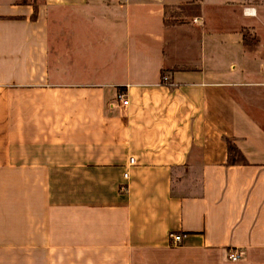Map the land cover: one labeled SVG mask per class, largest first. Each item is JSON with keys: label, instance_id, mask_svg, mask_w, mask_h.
<instances>
[{"label": "crops", "instance_id": "1", "mask_svg": "<svg viewBox=\"0 0 264 264\" xmlns=\"http://www.w3.org/2000/svg\"><path fill=\"white\" fill-rule=\"evenodd\" d=\"M262 4L0 1V264H264Z\"/></svg>", "mask_w": 264, "mask_h": 264}, {"label": "built area", "instance_id": "2", "mask_svg": "<svg viewBox=\"0 0 264 264\" xmlns=\"http://www.w3.org/2000/svg\"><path fill=\"white\" fill-rule=\"evenodd\" d=\"M242 11L245 14H252L253 13V7L244 6L242 8ZM196 20H197L196 17L192 18V21H196ZM160 80L163 83L170 84V81L168 80V77L164 73L161 74ZM117 98L120 100L121 104H126L127 103V99H126L125 95H123V93H118L117 94ZM128 162L129 163H133L134 162L133 161V157L130 156L128 158ZM123 175L126 176V171L123 172ZM167 236H168L169 244L175 245V244H178L179 241L181 240L182 234L179 233V232H176V231H169ZM241 255H242V250L241 249L228 248L226 250V257L229 260H237V259H239L241 257Z\"/></svg>", "mask_w": 264, "mask_h": 264}, {"label": "trees", "instance_id": "3", "mask_svg": "<svg viewBox=\"0 0 264 264\" xmlns=\"http://www.w3.org/2000/svg\"><path fill=\"white\" fill-rule=\"evenodd\" d=\"M33 6H35L33 4ZM226 141L227 163H245L246 160L240 150L229 139Z\"/></svg>", "mask_w": 264, "mask_h": 264}, {"label": "rangeland", "instance_id": "4", "mask_svg": "<svg viewBox=\"0 0 264 264\" xmlns=\"http://www.w3.org/2000/svg\"><path fill=\"white\" fill-rule=\"evenodd\" d=\"M0 1H3V0H0ZM6 1V0H5ZM34 1V0H33ZM262 9L264 10V5L262 4ZM182 183L181 182H178L177 180H173V183H172V189L176 192H185L183 187H182Z\"/></svg>", "mask_w": 264, "mask_h": 264}]
</instances>
